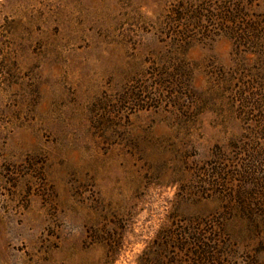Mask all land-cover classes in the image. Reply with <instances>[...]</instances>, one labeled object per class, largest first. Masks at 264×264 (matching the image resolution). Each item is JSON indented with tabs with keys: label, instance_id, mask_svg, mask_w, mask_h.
Returning a JSON list of instances; mask_svg holds the SVG:
<instances>
[{
	"label": "rangeland",
	"instance_id": "obj_1",
	"mask_svg": "<svg viewBox=\"0 0 264 264\" xmlns=\"http://www.w3.org/2000/svg\"><path fill=\"white\" fill-rule=\"evenodd\" d=\"M263 235L264 0H0V264L264 263Z\"/></svg>",
	"mask_w": 264,
	"mask_h": 264
},
{
	"label": "trees",
	"instance_id": "obj_2",
	"mask_svg": "<svg viewBox=\"0 0 264 264\" xmlns=\"http://www.w3.org/2000/svg\"><path fill=\"white\" fill-rule=\"evenodd\" d=\"M180 18H182L181 16H180ZM196 18H198V17H196ZM195 18V19H196ZM166 234L168 235L169 234V231H167L166 232ZM185 239L184 238H182L180 241H184ZM195 242H196V240H197V242H201V243H204V244H206L205 242H203L201 239H199V237H196L195 239ZM261 242H262V244L264 245V235L261 237ZM182 243H184V242H182ZM249 264H264L262 261H259V260H256V262H252V263H250L249 262Z\"/></svg>",
	"mask_w": 264,
	"mask_h": 264
}]
</instances>
